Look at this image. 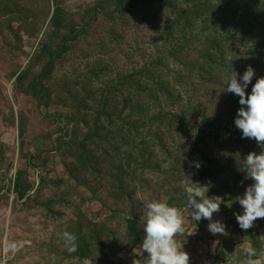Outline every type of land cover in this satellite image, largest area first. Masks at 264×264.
Segmentation results:
<instances>
[{"label": "rangeland", "instance_id": "obj_1", "mask_svg": "<svg viewBox=\"0 0 264 264\" xmlns=\"http://www.w3.org/2000/svg\"><path fill=\"white\" fill-rule=\"evenodd\" d=\"M249 65L246 93L264 77V0H0V256L143 264L145 199L180 210L189 264L264 256V218L234 216L252 183L236 159L261 149L223 91ZM184 175L223 199L226 234L191 220Z\"/></svg>", "mask_w": 264, "mask_h": 264}, {"label": "clouds", "instance_id": "obj_2", "mask_svg": "<svg viewBox=\"0 0 264 264\" xmlns=\"http://www.w3.org/2000/svg\"><path fill=\"white\" fill-rule=\"evenodd\" d=\"M253 76L254 69L249 65L242 75L232 70L223 81V91L239 97L241 107L237 109L234 124L241 131V138L254 139L261 149L259 153L249 152L243 158L239 156L236 159L239 170L245 174L244 178L252 181L242 195L235 197L242 211L234 213V216L243 230L249 229L257 218H264V77H258L252 84L251 91L246 93ZM190 166L199 169L200 162L191 161ZM184 183L187 192L186 206L191 220L198 222L202 218L206 219L209 221L207 227L210 233L226 234L225 224L212 219L213 213L219 212L220 205L224 203L223 199L219 196L209 197L207 185L194 183L186 176ZM143 209V239L140 247L142 252L147 253L143 264H189V254L175 239L176 234L184 231V218L180 210L156 199H145ZM192 233L193 231L189 235ZM63 239L69 251L76 250L74 234L64 232ZM241 252L246 257L244 264L264 262V256L258 255L247 244L241 246Z\"/></svg>", "mask_w": 264, "mask_h": 264}, {"label": "built area", "instance_id": "obj_3", "mask_svg": "<svg viewBox=\"0 0 264 264\" xmlns=\"http://www.w3.org/2000/svg\"><path fill=\"white\" fill-rule=\"evenodd\" d=\"M0 264H8V258L6 253L0 256Z\"/></svg>", "mask_w": 264, "mask_h": 264}]
</instances>
